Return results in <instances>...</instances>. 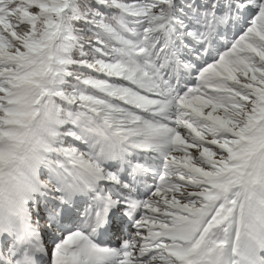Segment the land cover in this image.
<instances>
[{
  "label": "snow or ice",
  "instance_id": "snow-or-ice-1",
  "mask_svg": "<svg viewBox=\"0 0 264 264\" xmlns=\"http://www.w3.org/2000/svg\"><path fill=\"white\" fill-rule=\"evenodd\" d=\"M0 264H264V0H0Z\"/></svg>",
  "mask_w": 264,
  "mask_h": 264
}]
</instances>
